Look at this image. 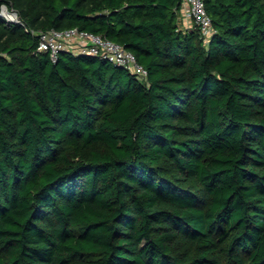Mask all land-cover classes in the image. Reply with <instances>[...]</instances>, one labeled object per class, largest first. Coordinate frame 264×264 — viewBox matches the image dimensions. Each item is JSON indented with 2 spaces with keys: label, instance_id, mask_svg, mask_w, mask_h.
Returning a JSON list of instances; mask_svg holds the SVG:
<instances>
[{
  "label": "trees",
  "instance_id": "1",
  "mask_svg": "<svg viewBox=\"0 0 264 264\" xmlns=\"http://www.w3.org/2000/svg\"><path fill=\"white\" fill-rule=\"evenodd\" d=\"M203 1L206 41L182 0H0V264H264V0ZM70 27L146 75L36 50Z\"/></svg>",
  "mask_w": 264,
  "mask_h": 264
},
{
  "label": "built area",
  "instance_id": "2",
  "mask_svg": "<svg viewBox=\"0 0 264 264\" xmlns=\"http://www.w3.org/2000/svg\"><path fill=\"white\" fill-rule=\"evenodd\" d=\"M0 14L7 22H20L17 12L5 3L0 5ZM179 20L182 21L181 26L184 28L196 26L204 41L212 33L210 16L203 0H182ZM24 29L28 30L26 27ZM30 31L37 35L36 50L47 52L52 60L56 59L60 51L65 50L75 54H91L104 58L115 65L126 67L141 77L147 73L145 67L137 62L131 51L125 49L120 43L98 33L77 27L31 29Z\"/></svg>",
  "mask_w": 264,
  "mask_h": 264
},
{
  "label": "crops",
  "instance_id": "3",
  "mask_svg": "<svg viewBox=\"0 0 264 264\" xmlns=\"http://www.w3.org/2000/svg\"><path fill=\"white\" fill-rule=\"evenodd\" d=\"M179 22H180V24L182 23V21H180V20H179Z\"/></svg>",
  "mask_w": 264,
  "mask_h": 264
}]
</instances>
